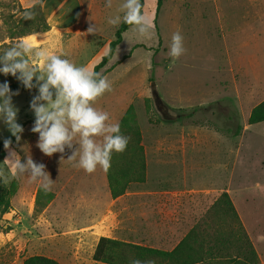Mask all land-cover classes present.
<instances>
[{
	"label": "rangeland",
	"instance_id": "rangeland-1",
	"mask_svg": "<svg viewBox=\"0 0 264 264\" xmlns=\"http://www.w3.org/2000/svg\"><path fill=\"white\" fill-rule=\"evenodd\" d=\"M36 1L0 0V41L6 35L5 21L18 18L20 8ZM122 3L123 0H113L112 7L107 8L105 0H43L44 17L50 29L53 26L44 47L63 52L77 65L93 70L115 37L117 27L109 25L107 19L119 13ZM154 4V0H146L145 13L152 20ZM248 8L247 0H240L237 5L232 0H163L157 27L140 35L130 26L105 66L119 61L104 75L112 81V91L98 98L95 106L109 112L111 121L117 122L133 105L147 159L149 181L142 187H152V194L112 200L104 194V170L97 168L89 174L71 166L66 160L71 154L67 149L64 158L60 153L44 155L37 147L38 134L31 131L34 114L29 104L36 93L18 91L13 102L19 108L18 123L24 131L19 143L12 144V150L21 155L22 161L28 155L46 165L54 180L48 190L53 198L51 190L60 184L73 188L76 195L91 186L92 178L104 195L89 205L84 204L86 196L81 203H76V196L74 202L50 205L53 198L45 202V190L38 181L28 175L12 177L9 150L3 148L0 188L11 192L0 212V264H22L34 254L54 258L60 264H105L92 259L99 235L171 249L168 247L180 237L167 242L168 227L174 223L172 215H188L195 222L222 191L235 205L257 252V264H264V121L247 123L253 105L264 99L261 46L254 45L253 60L245 63V74L253 82L249 89L252 97L247 101H239V95L244 97L240 92L245 85L236 83L231 72L232 62L239 55L236 45H232L231 32L244 21ZM65 9L68 10L63 13ZM79 9L83 16L76 18ZM95 24L97 33H89L88 28ZM177 30L184 36L187 51L173 59L169 46ZM4 41L11 42L8 38ZM251 47L250 43L243 53H251ZM5 79L18 82L11 75H0V82ZM153 90L173 118L163 116L157 109ZM189 112L194 113L192 117H181ZM199 122L201 125L196 124ZM209 122L215 123L219 131ZM237 127L240 131L236 134ZM10 136L0 123V140ZM182 150L185 157L171 156ZM182 159L197 166L195 171L201 174L197 184L201 187L191 188V181L189 188L174 193L166 181L158 186L159 176L164 180L168 174L183 170L181 164H172Z\"/></svg>",
	"mask_w": 264,
	"mask_h": 264
},
{
	"label": "clouds",
	"instance_id": "clouds-1",
	"mask_svg": "<svg viewBox=\"0 0 264 264\" xmlns=\"http://www.w3.org/2000/svg\"><path fill=\"white\" fill-rule=\"evenodd\" d=\"M112 3L113 0H105V7L111 8ZM119 13L108 17L107 23L113 27L125 23L140 35L149 34L155 27L153 20L142 11L140 0H123ZM25 18L31 19V14L26 13ZM97 31L96 24L88 28L89 33ZM186 51L181 31L173 32L169 56L179 59ZM0 75H11L25 89L36 90L29 104L34 114L31 131L38 134L37 147L44 155L51 157L60 153L64 158L66 149L70 150L68 163L91 174L97 168L108 171L113 153L126 150L130 137L121 132L118 121H111L109 112L95 106L98 98L112 91L113 84L107 76L77 65L63 52L50 51L31 40L13 42L0 54ZM15 95L18 91L11 88L7 79L0 82V123L19 143L24 128L18 123ZM11 137L4 139L3 144L9 150L7 159L12 177L28 175L42 189L50 190L54 180L46 165L28 155L22 161L21 155L11 148ZM133 264L144 262L134 260Z\"/></svg>",
	"mask_w": 264,
	"mask_h": 264
},
{
	"label": "trees",
	"instance_id": "trees-1",
	"mask_svg": "<svg viewBox=\"0 0 264 264\" xmlns=\"http://www.w3.org/2000/svg\"><path fill=\"white\" fill-rule=\"evenodd\" d=\"M163 0H154L153 22L157 27V17ZM142 11L145 13L146 0H140ZM43 0L34 2L31 6L20 8L18 18L6 20L5 38L11 42L0 41V54L10 47L13 42L20 41L24 36L44 32L50 29L46 21L43 9ZM26 13L31 14V19L25 18ZM130 27L121 23L116 28L115 37L109 42V49L93 70L105 75L116 64L105 67L113 57L117 46L123 39V33ZM129 55V54H128ZM14 91H28L19 82L10 83ZM36 93V90L33 89ZM193 112L181 117L190 118ZM264 121V100L255 105L248 116L247 123L255 124ZM121 132L130 137L126 150L122 153H113L111 167L105 172L109 192L112 198L123 195L132 184L143 183L146 180V155L142 143V134L137 122L135 109L132 104L128 106L118 121ZM208 123V122H207ZM216 128L215 123L209 122ZM201 125V122L196 123ZM203 126L205 124H202ZM228 131H230L228 129ZM240 127H237L236 134ZM11 137V136H10ZM9 138V137H8ZM6 139V138H5ZM13 143L15 137H11ZM4 140H0V154L3 153ZM40 191V190H39ZM10 189L0 188V212L5 208ZM45 202L53 198V193L45 191ZM94 261L105 264H133L134 260H140L147 264H257L258 255L247 234L235 205L226 191H222L214 199L201 218V229L197 226L189 232L172 249H162L124 241L106 236L99 237L93 253ZM22 264H60L56 259L34 254L26 257Z\"/></svg>",
	"mask_w": 264,
	"mask_h": 264
},
{
	"label": "crops",
	"instance_id": "crops-1",
	"mask_svg": "<svg viewBox=\"0 0 264 264\" xmlns=\"http://www.w3.org/2000/svg\"><path fill=\"white\" fill-rule=\"evenodd\" d=\"M232 2L237 5L240 0H232ZM249 2V8L247 11H245V17L244 21L242 23H238L237 26L233 29L231 32L232 35V45L237 47V52L239 55L235 58L236 61L234 63L232 62V67H231V72L235 74L234 81L236 83L244 84L245 87L242 90V94H244V97L242 98V95L240 96L239 93L237 92V95H239L238 99L240 102L247 101L250 97H252V91L249 90L253 86V82L249 81V75L248 73L245 74V63L248 61L253 60V52L255 51V46H261L262 50L264 51V0H247ZM68 9H65L63 13H66ZM62 13V14H63ZM83 16V10L79 9L78 15L76 18H80V16ZM53 26H51L52 29ZM44 31V32H37L33 33L27 36H24L21 40H31L33 41L36 45L44 47L49 43V32ZM250 43L252 44L251 47V53H248V50L246 53L244 52V48L249 47ZM255 45V46H254ZM255 48V49H254ZM239 58V59H238ZM264 60V59H263ZM264 100V99H263ZM261 102V101H260ZM255 105H253L254 107ZM252 107V108H253ZM251 108V109H252ZM251 111V110H250ZM181 153V154H179ZM191 153V152H190ZM186 152L182 150L181 152L177 151L171 154L172 157H185ZM179 163L181 164V168L183 169L181 172H175V173H170L164 180L162 176H159L158 181L159 185L161 186L162 181H166V184L172 188L171 192L176 193L178 189H187L191 185V181H193V184L191 188H197L201 187V185L197 184V179H201V174L198 175V172L195 171L197 170L196 165H190L187 164V161L182 159L181 161L174 160L172 161V164ZM146 167H147V159H146ZM192 169V172H187L186 169ZM105 173V172H104ZM147 173V169H146ZM149 181L148 175L146 174V180L143 183L139 184H132L130 188L127 189V191L117 197V198H112L109 192L108 184L106 186V191L107 192H102V189H99L98 187L96 188L95 183H94V178L90 180V185L89 188L86 191H82L77 193L76 195L73 193V188L69 189L65 186V184H60L59 187H57L55 190H51L54 192L55 196L54 198L49 202V204H65L67 202H74V198L77 196L79 200L76 203H81L83 202L82 199L83 197H87V199L84 201V204H93L95 199L100 198V194H106V197H111L112 200H119L121 198H126V197H135V196H144L148 194H152L154 191L151 188H145L142 187V185H146ZM195 186V187H194ZM51 189V188H50ZM78 192V191H77ZM103 194V195H104ZM81 200V201H80ZM194 217L190 216H184V214L176 213L172 215L171 220L174 222L171 226L168 227V243L174 242L178 236L179 239L170 247L168 248H174L179 241L189 232V230L195 226L199 227L201 229V217L198 218L197 221L192 222ZM192 222V223H190ZM134 234H138V230H134ZM105 236V235H99V237ZM98 237V239H99ZM107 237V236H106ZM98 241V240H97ZM97 243V242H96Z\"/></svg>",
	"mask_w": 264,
	"mask_h": 264
},
{
	"label": "water",
	"instance_id": "water-1",
	"mask_svg": "<svg viewBox=\"0 0 264 264\" xmlns=\"http://www.w3.org/2000/svg\"><path fill=\"white\" fill-rule=\"evenodd\" d=\"M153 94H154V101L157 106V109L161 112V114H163L162 112L164 110L163 104L155 90H153ZM169 118H173V116H170Z\"/></svg>",
	"mask_w": 264,
	"mask_h": 264
},
{
	"label": "flooded vegetation",
	"instance_id": "flooded-vegetation-1",
	"mask_svg": "<svg viewBox=\"0 0 264 264\" xmlns=\"http://www.w3.org/2000/svg\"><path fill=\"white\" fill-rule=\"evenodd\" d=\"M163 107H164V110L162 111L163 112V116H167V117H170L171 116V114H170V112H169V110L163 105Z\"/></svg>",
	"mask_w": 264,
	"mask_h": 264
}]
</instances>
